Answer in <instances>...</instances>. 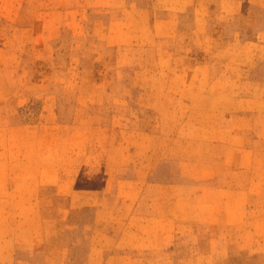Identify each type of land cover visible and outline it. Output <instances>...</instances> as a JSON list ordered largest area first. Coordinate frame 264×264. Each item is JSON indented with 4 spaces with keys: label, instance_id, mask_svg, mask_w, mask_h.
Instances as JSON below:
<instances>
[{
    "label": "rangeland",
    "instance_id": "obj_1",
    "mask_svg": "<svg viewBox=\"0 0 264 264\" xmlns=\"http://www.w3.org/2000/svg\"><path fill=\"white\" fill-rule=\"evenodd\" d=\"M0 264H264V0H0Z\"/></svg>",
    "mask_w": 264,
    "mask_h": 264
}]
</instances>
